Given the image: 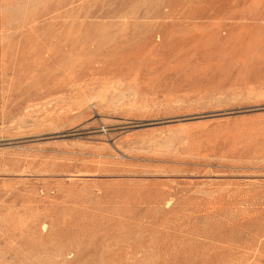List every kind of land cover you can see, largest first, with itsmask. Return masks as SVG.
I'll list each match as a JSON object with an SVG mask.
<instances>
[{"label": "rangeland", "instance_id": "rangeland-1", "mask_svg": "<svg viewBox=\"0 0 264 264\" xmlns=\"http://www.w3.org/2000/svg\"><path fill=\"white\" fill-rule=\"evenodd\" d=\"M0 264H264V0H0Z\"/></svg>", "mask_w": 264, "mask_h": 264}]
</instances>
